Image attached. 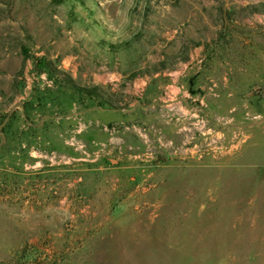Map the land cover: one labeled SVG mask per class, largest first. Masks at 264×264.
Here are the masks:
<instances>
[{
  "label": "rangeland",
  "instance_id": "rangeland-1",
  "mask_svg": "<svg viewBox=\"0 0 264 264\" xmlns=\"http://www.w3.org/2000/svg\"><path fill=\"white\" fill-rule=\"evenodd\" d=\"M253 12L264 46V0H0V101L49 121L0 145V264H264V84L162 108L161 70Z\"/></svg>",
  "mask_w": 264,
  "mask_h": 264
},
{
  "label": "crops",
  "instance_id": "crops-1",
  "mask_svg": "<svg viewBox=\"0 0 264 264\" xmlns=\"http://www.w3.org/2000/svg\"><path fill=\"white\" fill-rule=\"evenodd\" d=\"M250 16V18L235 19L233 21L234 28L231 27V23L222 26L219 35L216 33L212 36L210 33L203 45L202 55H189V59L179 62L177 68L168 72L161 70L162 76L167 73L171 75L169 78L162 77L161 79L163 99H170L168 103H163L162 108L173 106L175 111H172V114L175 115L177 121L189 123L195 118L198 121H205L209 117L210 107L214 105V100H217L215 95L219 96L221 100H226L230 96V98L235 97L240 104L243 101L245 85L264 84V62L263 66L260 64L261 59L264 60V46L259 43L261 18L256 12ZM193 60L196 61L193 62ZM201 60H203L202 65L201 63L195 64ZM198 69L203 74V85H199L203 87L201 96L203 100L199 104L195 101V94L187 89L192 84L193 75L201 73ZM94 80H99V74H95ZM171 83L176 84L178 92H169L167 88ZM213 89L215 90L212 91ZM36 91V89H31L30 93L27 92L29 94L27 98L18 89L9 105L0 101V145L7 139L9 133L23 134L24 142L31 143L34 139L33 131L47 127L46 124L49 121L45 118L48 113L45 112L43 113L44 120L31 123V118L38 115L34 110H31L32 102L34 104L35 100L39 98ZM28 100L29 102L26 103ZM90 106L98 116L100 105L96 103ZM196 108H201L202 114L197 113ZM164 114L166 112L163 110L162 115ZM24 118L29 119L30 122L23 120ZM49 138L52 139L51 136ZM32 149L36 151L34 147Z\"/></svg>",
  "mask_w": 264,
  "mask_h": 264
},
{
  "label": "built area",
  "instance_id": "built-area-1",
  "mask_svg": "<svg viewBox=\"0 0 264 264\" xmlns=\"http://www.w3.org/2000/svg\"><path fill=\"white\" fill-rule=\"evenodd\" d=\"M21 78L24 81V88L28 89L31 87L33 83L34 80L33 78H35V73L30 68H26L23 71Z\"/></svg>",
  "mask_w": 264,
  "mask_h": 264
},
{
  "label": "trees",
  "instance_id": "trees-1",
  "mask_svg": "<svg viewBox=\"0 0 264 264\" xmlns=\"http://www.w3.org/2000/svg\"><path fill=\"white\" fill-rule=\"evenodd\" d=\"M57 1H64V0H57ZM79 88H81L82 90H84L86 93H88L91 96L94 92H96L99 86L98 85L81 86Z\"/></svg>",
  "mask_w": 264,
  "mask_h": 264
}]
</instances>
